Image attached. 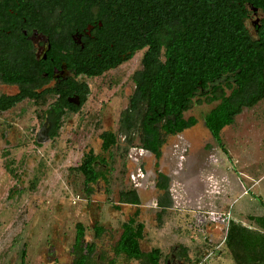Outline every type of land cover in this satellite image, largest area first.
I'll list each match as a JSON object with an SVG mask.
<instances>
[{
	"label": "rangeland",
	"instance_id": "rangeland-1",
	"mask_svg": "<svg viewBox=\"0 0 264 264\" xmlns=\"http://www.w3.org/2000/svg\"><path fill=\"white\" fill-rule=\"evenodd\" d=\"M135 58L120 74L130 72ZM120 80L112 72L86 79L84 106L66 113L57 136L42 143L36 141L37 121L43 120L38 103L22 102L0 113V264H20L23 250L27 264H71L79 223L85 228L84 242L95 245L94 264L112 259L115 264H141L112 252L122 224L135 213L144 225L140 248H158L159 264H172L173 250L182 264H235L224 244L229 222L256 230L252 219L264 216V99L243 108L222 129L221 145L201 119L212 107L205 103L185 112V118L193 116L197 123L166 138L158 161L147 156L136 164L132 159H139L138 154L131 149L134 155L126 156L119 138L120 147L105 155L107 183L88 193L73 168L88 150L100 153L101 132H117L128 92L126 87L116 91ZM130 139V147L139 146L138 133ZM139 165L146 173L144 188L136 191L140 205L116 210L119 192L134 188L132 175ZM158 171L169 178L171 204L164 211L156 207L161 196L154 188ZM222 215L228 216L225 223ZM95 225L104 229L99 237Z\"/></svg>",
	"mask_w": 264,
	"mask_h": 264
},
{
	"label": "trees",
	"instance_id": "trees-1",
	"mask_svg": "<svg viewBox=\"0 0 264 264\" xmlns=\"http://www.w3.org/2000/svg\"><path fill=\"white\" fill-rule=\"evenodd\" d=\"M246 2L264 13V0H84L86 16L96 15L107 28L111 12L115 10L119 18L131 22L132 54L144 45L149 46L143 55V69L134 75L139 80L135 101L145 103L146 108L144 113L133 115V126L123 127L127 132L139 129L142 148L156 160L160 158L163 136L175 135L197 123L193 116L184 117L193 104L212 105L201 119L211 137L221 145L222 129L233 124L243 108H252L264 99V19L257 34L251 35L245 26ZM112 66L97 68L87 64L79 73L98 76ZM73 85L69 88L73 89ZM55 105L52 112H48L51 137L57 136L64 116L60 100ZM161 109L164 113L157 112ZM137 122L140 126H136ZM100 139L103 153L115 144L110 132H103ZM96 161L106 164L104 157L89 150L74 168L83 176L88 193L97 181L107 182L106 171L93 166ZM157 176L156 188L165 196L158 201V206L164 211L171 204L169 179L161 173ZM118 203L137 206L140 200L137 192L130 189L119 192ZM136 216L137 213L122 224L112 252L129 261L159 264L161 251L158 248L148 252L140 248L144 225ZM252 220L256 230L229 222L224 244L235 264H264V216ZM75 228L71 264H94V243L84 242L82 224ZM93 230L95 237L104 231L99 225ZM181 251L186 258V250ZM20 264H27L24 250ZM106 264H115V261L112 259Z\"/></svg>",
	"mask_w": 264,
	"mask_h": 264
},
{
	"label": "flooded vegetation",
	"instance_id": "flooded-vegetation-1",
	"mask_svg": "<svg viewBox=\"0 0 264 264\" xmlns=\"http://www.w3.org/2000/svg\"><path fill=\"white\" fill-rule=\"evenodd\" d=\"M67 2L71 4L69 7ZM84 6V0H0V113L8 112L22 102L32 103V105L38 103L43 120L37 121L40 127L36 133V141L42 143L54 139L56 136H50L52 123L48 118V112H52L56 107L55 102L60 100V105L64 107V115L77 113L84 106L89 95L86 79L99 78L109 72L116 73V76L121 79L116 86V91L126 87L128 92L125 94V103L119 112L117 132L103 131L114 135L115 144L108 152L103 153L100 139L103 132H101L100 153L95 154L91 150L93 154L104 157L106 164L96 161L93 166L96 170L106 171L107 179L109 163L105 155H109L113 148L120 147L119 138L122 145H125L123 151L126 156L134 155L133 151L132 154L129 153L131 149L138 154L139 159L135 156L132 159L136 164H139L143 157H154L142 148L139 129L135 132L132 129L131 132H127V129L123 127L133 126V115L144 113L146 108L145 103L135 101L139 80L134 78V75L143 69V55L148 51L149 46L144 45L132 54L131 22L123 21L115 10L111 12V21L107 28L96 15L93 16L88 12L90 16L87 17ZM244 9L245 26L251 35H256L264 19V13L261 8L252 6L248 2L244 4ZM134 58L130 72L125 76L120 74L126 71L125 67ZM87 64L97 68L108 64L113 66L98 76L87 77L79 73ZM71 84L75 85L73 89L69 88ZM63 93L66 95L63 96ZM83 94H86L85 97ZM10 103L13 104L1 110ZM158 111L164 113V109ZM138 125L140 126V123L137 122L136 126ZM186 130L188 129L184 131ZM182 132L163 136L162 146L166 138L177 136ZM134 133H138L139 136L138 147H130V137ZM158 173L161 172L155 173L154 188L161 193V196L156 199V207L161 211L158 201L163 200L165 196L163 191L156 188ZM145 174L141 166H137L136 174H131L132 183L135 185L132 189L138 191L144 188ZM100 182L107 183L97 181L92 185V191L93 187ZM121 205L129 204L118 203L117 200L115 209L119 210ZM170 258L172 264H182L175 250L172 251ZM166 264H170V260L166 261Z\"/></svg>",
	"mask_w": 264,
	"mask_h": 264
},
{
	"label": "built area",
	"instance_id": "built-area-1",
	"mask_svg": "<svg viewBox=\"0 0 264 264\" xmlns=\"http://www.w3.org/2000/svg\"><path fill=\"white\" fill-rule=\"evenodd\" d=\"M220 220L222 221V223H225V222L228 220V216H226V215H222V216L220 217Z\"/></svg>",
	"mask_w": 264,
	"mask_h": 264
},
{
	"label": "water",
	"instance_id": "water-1",
	"mask_svg": "<svg viewBox=\"0 0 264 264\" xmlns=\"http://www.w3.org/2000/svg\"><path fill=\"white\" fill-rule=\"evenodd\" d=\"M46 135V134H45Z\"/></svg>",
	"mask_w": 264,
	"mask_h": 264
}]
</instances>
